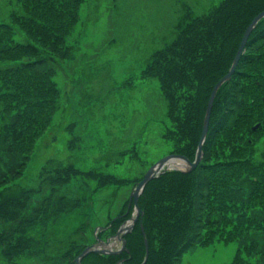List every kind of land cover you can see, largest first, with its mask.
Instances as JSON below:
<instances>
[{
  "label": "trees",
  "instance_id": "obj_1",
  "mask_svg": "<svg viewBox=\"0 0 264 264\" xmlns=\"http://www.w3.org/2000/svg\"><path fill=\"white\" fill-rule=\"evenodd\" d=\"M17 1L12 21L0 20V259L74 264L86 245L113 238L134 211L127 197L116 213L96 220L84 239L91 223L84 205L95 202L101 186L136 183L143 174L130 177L68 161L42 165L37 184L16 181L63 105L55 74L60 58L72 53L68 34L84 0ZM263 9L264 0H219L203 12L185 3L170 39L152 50L141 73L158 78L168 116L163 136L171 140V151L194 158L212 86L228 70L245 27ZM20 29L26 38L15 36ZM262 128L264 16L216 92L197 165L151 177L139 194V216L122 234L125 245L118 251L90 249L81 263L180 264L191 244L239 238L234 262L264 264V150L255 144ZM72 210L80 213L79 221L62 226V216ZM144 235L149 246L142 263Z\"/></svg>",
  "mask_w": 264,
  "mask_h": 264
},
{
  "label": "rangeland",
  "instance_id": "obj_2",
  "mask_svg": "<svg viewBox=\"0 0 264 264\" xmlns=\"http://www.w3.org/2000/svg\"><path fill=\"white\" fill-rule=\"evenodd\" d=\"M218 1L84 0L80 18L68 34L72 53L60 58L61 68L55 74L63 105L55 121L37 138L16 181L37 184L42 165L68 161L135 177L170 152L172 142L163 136L168 123L164 94L158 78L143 76L141 71L152 50L170 39L185 3L203 12ZM19 8L17 0H0V20L11 22L10 13ZM15 36L24 39L26 33L20 29ZM257 134L255 144L264 150V128ZM134 184L132 180L111 183L97 190L95 202L89 200L84 205L91 221L84 239L96 220L102 222L119 210ZM79 217L80 213L72 210L60 223L72 227ZM120 244L121 238L115 237L110 245ZM238 245L239 238L196 242L183 251L180 264H237L233 257ZM0 264L7 263L0 259Z\"/></svg>",
  "mask_w": 264,
  "mask_h": 264
},
{
  "label": "water",
  "instance_id": "obj_3",
  "mask_svg": "<svg viewBox=\"0 0 264 264\" xmlns=\"http://www.w3.org/2000/svg\"><path fill=\"white\" fill-rule=\"evenodd\" d=\"M264 16V9L259 11L254 17L253 19L250 21V23L245 27L240 43L237 47V50L234 54V57L232 59V62L228 68V70L222 74L217 81L214 83V85L212 86L210 95L208 97L207 100V104H206V108H205V114H204V118H203V125H202V131L198 140V144H197V148H196V153L193 159H191L188 155L182 153V152H178V151H170L162 156H160L159 158H157L156 160H154L149 167L144 171L143 175L141 176V178H139L137 180V182L134 184L133 189L131 190L130 193V202H133L134 205V211L133 213L128 216L126 219H124L121 224L119 225L116 233L114 234V236H118L119 238L122 239V244L119 247H113L111 244V237H108L107 239H98L99 242L97 243H90L88 245H86L81 252L75 257V263L74 264H82L81 263V259L80 257L88 250L90 249H97V250H101V251H118L121 249L122 246L125 245L126 241L125 238L122 237L123 232L127 231L128 229H130L137 217L140 214V204H139V194L142 192L146 182L153 177L154 175H157L158 173H160L162 170L166 169V168H170V167H180V168H184V169H192L193 167H195L197 165V163L199 162V160L202 157L203 154V142L206 138L207 135V131H208V127H209V120H210V114H211V110H212V106H213V102H214V97L216 95V92L219 88V86L229 77H231L237 63L239 60V57L242 53V51L245 48V44L246 41L250 35V32L252 31L253 27L258 23V21ZM258 123L254 124L253 127H257ZM178 159H183L185 161V165H174L171 164V162L176 161ZM143 232H144V228L142 226ZM144 240H145V245H146V253L145 256L142 260V263L146 260L147 255H148V238L146 235H144ZM118 262V261H117ZM117 262L115 264H117ZM140 264V263H139Z\"/></svg>",
  "mask_w": 264,
  "mask_h": 264
},
{
  "label": "bare ground",
  "instance_id": "obj_4",
  "mask_svg": "<svg viewBox=\"0 0 264 264\" xmlns=\"http://www.w3.org/2000/svg\"><path fill=\"white\" fill-rule=\"evenodd\" d=\"M174 165H185V161L183 159H178L176 161L171 162Z\"/></svg>",
  "mask_w": 264,
  "mask_h": 264
}]
</instances>
